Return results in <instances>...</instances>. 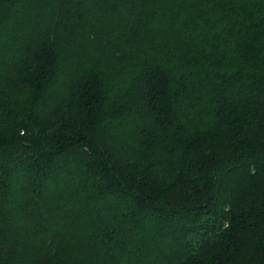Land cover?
I'll return each mask as SVG.
<instances>
[{"label":"trees","instance_id":"1","mask_svg":"<svg viewBox=\"0 0 264 264\" xmlns=\"http://www.w3.org/2000/svg\"><path fill=\"white\" fill-rule=\"evenodd\" d=\"M0 264H264V0H0Z\"/></svg>","mask_w":264,"mask_h":264}]
</instances>
